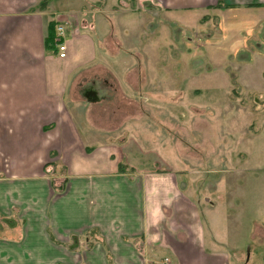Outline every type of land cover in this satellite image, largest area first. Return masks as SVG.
Segmentation results:
<instances>
[{"label": "crops", "instance_id": "obj_1", "mask_svg": "<svg viewBox=\"0 0 264 264\" xmlns=\"http://www.w3.org/2000/svg\"><path fill=\"white\" fill-rule=\"evenodd\" d=\"M99 1L0 0V264H226L237 245L220 216L180 195L174 178L120 171L119 143L88 131L101 129L93 112L107 86L84 85L82 71L100 59L97 17L117 6ZM137 2L184 18L220 2L264 33V0ZM52 22L65 26V59L46 48Z\"/></svg>", "mask_w": 264, "mask_h": 264}, {"label": "rangeland", "instance_id": "obj_2", "mask_svg": "<svg viewBox=\"0 0 264 264\" xmlns=\"http://www.w3.org/2000/svg\"><path fill=\"white\" fill-rule=\"evenodd\" d=\"M115 3L96 19L100 59L82 71L84 85L107 86L93 112L102 130L88 131L120 144L107 143L125 171L174 178L180 195L220 216L237 245L226 264H264V33L220 2L188 18Z\"/></svg>", "mask_w": 264, "mask_h": 264}, {"label": "built area", "instance_id": "obj_3", "mask_svg": "<svg viewBox=\"0 0 264 264\" xmlns=\"http://www.w3.org/2000/svg\"><path fill=\"white\" fill-rule=\"evenodd\" d=\"M66 31L64 25H57L55 34V47L57 49V55L60 59L67 57V44H66ZM163 264H171L169 259H165Z\"/></svg>", "mask_w": 264, "mask_h": 264}, {"label": "trees", "instance_id": "obj_4", "mask_svg": "<svg viewBox=\"0 0 264 264\" xmlns=\"http://www.w3.org/2000/svg\"><path fill=\"white\" fill-rule=\"evenodd\" d=\"M46 5V2L41 3V7H44ZM56 23L52 22L49 25V31H48V36L46 39V48L48 51H56L55 49V44H54V39H55V34H56ZM120 171L124 172L125 168L120 164ZM132 173V172H129Z\"/></svg>", "mask_w": 264, "mask_h": 264}]
</instances>
